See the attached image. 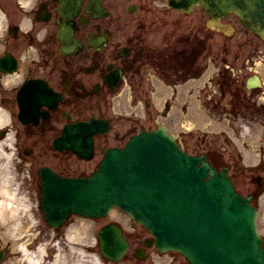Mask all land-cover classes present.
<instances>
[{
	"label": "flooded vegetation",
	"instance_id": "1",
	"mask_svg": "<svg viewBox=\"0 0 264 264\" xmlns=\"http://www.w3.org/2000/svg\"><path fill=\"white\" fill-rule=\"evenodd\" d=\"M99 1H80L74 20L81 45L67 54L55 37L60 0H34L29 9L20 0L0 1L8 23L13 16L0 53L9 50L18 64L32 54L25 74L39 67L62 95L46 117H160L168 126L173 117H193L197 100L211 115L264 117L263 83L246 87L261 58L254 42L222 38L198 7L185 13L161 0H101L108 14L87 11ZM41 4L49 11L46 21H37ZM15 5L22 12L8 8ZM114 101L139 107L142 115L112 113Z\"/></svg>",
	"mask_w": 264,
	"mask_h": 264
},
{
	"label": "rangeland",
	"instance_id": "2",
	"mask_svg": "<svg viewBox=\"0 0 264 264\" xmlns=\"http://www.w3.org/2000/svg\"><path fill=\"white\" fill-rule=\"evenodd\" d=\"M216 118H220L221 120L230 122V125H231L228 127L221 122V124L217 125V127L214 128L217 132L216 133H212V132L210 133V135H215L214 137L216 138L217 143L223 144L225 142V140L232 142V139L238 141L237 137H235L233 135V130L237 129L236 128L237 123L236 124L233 123L232 117H228V118L227 117L226 118L216 117ZM224 131L227 133V135H226V133H223ZM243 138H245V137H243V136L240 137V139H243ZM228 150H230V149L228 148ZM248 154L251 155V156H247L248 161H251L252 159H254V157H255L254 154H251L250 151L248 152ZM1 160L3 161V158ZM27 163H28L27 161L24 162V161L19 160V165H18L19 175L18 176H19L20 180L24 179V180L29 181L28 170H27L28 164ZM246 172L248 173V171H246ZM258 173L264 175V171L257 172V174ZM33 196H34V198H33L34 200H32L30 202V204L33 207V214L35 216L36 223L39 227L42 228L41 230H37L36 234H35L36 238H38L37 244L42 243V245H44V243H45L46 251L48 252V255L50 256L52 253V248H50V246H49L51 244V242L56 243V244H59V242H60L61 249H62L61 251L63 252V254H66V255L70 254L72 256V259L69 258V262H68L69 264H74L73 260L77 264H88L90 262V260H89V258L84 256L85 254L79 253L76 250L67 251L69 246H71L70 243H72V244L75 243L73 241V239H70V238L66 239L67 236L70 237V234H67V233H69V231H66V233H65V231H61L57 236H55V234L52 232V230L47 229L46 224L43 222V219L41 218V215L38 211L37 197L35 194ZM113 217L122 224V226L124 227V230L126 232H131L134 227L139 228V226H140L136 223H131L128 216H126L124 213L117 211L116 209L112 212V214H110L107 217V219H110ZM99 222H95L94 220H91V219H84V218L75 217L72 219L70 224L72 225L73 223H76L77 225L80 226V232H84V233L88 232V233H86V235L81 237V239H77L79 243H85V242H91L94 240V237L92 236V231L95 232V229L98 226L97 223H99ZM258 222L260 225L259 227H260L261 233H264V201H262L261 206H259ZM93 225H94V227H93ZM92 228H93V230H92ZM89 234H90V236H89ZM66 246L68 248H66ZM95 249H96V247H93L91 250L85 251V252L92 254V253H95ZM9 251L10 252L15 251L12 244L9 245V247H8L7 252H9ZM182 262H183L182 257H180V259H178V260H171L170 254H167V253L160 254L157 252L155 253L153 251H150L147 259L145 260V262L143 264H183Z\"/></svg>",
	"mask_w": 264,
	"mask_h": 264
},
{
	"label": "water",
	"instance_id": "3",
	"mask_svg": "<svg viewBox=\"0 0 264 264\" xmlns=\"http://www.w3.org/2000/svg\"><path fill=\"white\" fill-rule=\"evenodd\" d=\"M173 3L185 4L199 2L213 14H226L234 11L240 19L257 34L264 36V0H171ZM106 227L105 230H111ZM109 240V235L106 234ZM106 246L105 250L113 251Z\"/></svg>",
	"mask_w": 264,
	"mask_h": 264
},
{
	"label": "bare ground",
	"instance_id": "4",
	"mask_svg": "<svg viewBox=\"0 0 264 264\" xmlns=\"http://www.w3.org/2000/svg\"><path fill=\"white\" fill-rule=\"evenodd\" d=\"M1 114V113H0ZM3 120V117H0V122ZM8 178L4 173L1 171V165H0V218H2V222L5 226L9 224L12 221L11 215L14 214V207H13V191L11 187L8 184ZM12 193V195H11ZM18 224V223H17ZM74 233L78 235L80 230L78 228L73 229ZM79 236V238L83 237ZM82 252L81 246H71L70 249H75ZM18 254L19 259L23 257L25 259V262L28 264H40L42 259L44 258V245L40 244L36 247L34 250H28L24 248L22 245L18 247ZM61 253L58 252L55 254L54 259L51 264H67L66 259L63 257L61 259ZM72 258V257H71ZM91 264H100L96 256H92Z\"/></svg>",
	"mask_w": 264,
	"mask_h": 264
}]
</instances>
